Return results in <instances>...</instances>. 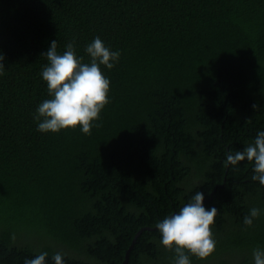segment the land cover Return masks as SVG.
<instances>
[{"label":"trees","instance_id":"obj_1","mask_svg":"<svg viewBox=\"0 0 264 264\" xmlns=\"http://www.w3.org/2000/svg\"><path fill=\"white\" fill-rule=\"evenodd\" d=\"M96 37L121 55L91 134L37 131L42 54ZM0 54V264H120L137 232L126 264H174L155 225L197 191L216 248L191 264H253L264 189L223 164L264 131V0H0Z\"/></svg>","mask_w":264,"mask_h":264},{"label":"clouds","instance_id":"obj_2","mask_svg":"<svg viewBox=\"0 0 264 264\" xmlns=\"http://www.w3.org/2000/svg\"><path fill=\"white\" fill-rule=\"evenodd\" d=\"M84 53L89 58L87 62L84 56L77 55L74 41L66 45L62 54L58 53L57 42L53 40L42 54L47 60L41 77L47 86L48 98L36 109L34 120L38 122L37 131L56 134L79 127L83 134H91L94 122L99 120L100 113L109 103L110 80L101 68L111 70L121 53L111 51L99 37L85 46ZM4 59L0 54V75L5 69ZM252 108L257 110V105L253 104ZM242 161L253 165L251 179L258 181L260 189H264V131L258 132L243 150L228 151L223 167L235 168ZM204 198V193L197 191L177 213L166 216L155 225L161 246L175 254L174 264H191L192 258L205 261L215 251L216 241L211 226L218 209L215 206L206 208ZM259 216L260 210L252 208L243 219L245 229L252 227ZM47 255L45 252L25 259L24 264H45ZM52 259L54 264H63V253L57 252ZM252 260L253 264H264V248H254Z\"/></svg>","mask_w":264,"mask_h":264},{"label":"water","instance_id":"obj_3","mask_svg":"<svg viewBox=\"0 0 264 264\" xmlns=\"http://www.w3.org/2000/svg\"><path fill=\"white\" fill-rule=\"evenodd\" d=\"M139 232H137L133 238V240L131 241V244L129 245V247L127 248V250L125 251V254H124V257H123V260L120 264H126V261H127V257H128V253L130 251V249L132 248V245L134 243V239L135 237L138 235Z\"/></svg>","mask_w":264,"mask_h":264}]
</instances>
